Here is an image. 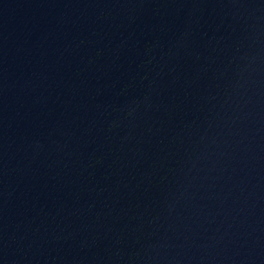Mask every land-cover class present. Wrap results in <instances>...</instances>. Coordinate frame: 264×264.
Returning <instances> with one entry per match:
<instances>
[{"label":"water","instance_id":"water-1","mask_svg":"<svg viewBox=\"0 0 264 264\" xmlns=\"http://www.w3.org/2000/svg\"><path fill=\"white\" fill-rule=\"evenodd\" d=\"M0 264H264V0H0Z\"/></svg>","mask_w":264,"mask_h":264}]
</instances>
